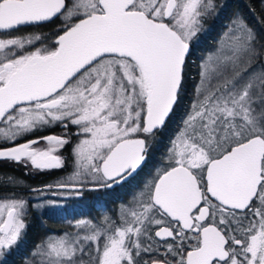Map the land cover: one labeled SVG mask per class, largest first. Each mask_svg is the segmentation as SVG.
<instances>
[{
  "label": "snow or ice",
  "instance_id": "6c2138e0",
  "mask_svg": "<svg viewBox=\"0 0 264 264\" xmlns=\"http://www.w3.org/2000/svg\"><path fill=\"white\" fill-rule=\"evenodd\" d=\"M228 6L0 0V191L12 188L0 197V264H264V0L251 19L233 11L192 61ZM69 161L43 189L2 172ZM118 189L131 196L112 215L22 252L31 207L64 208L22 193Z\"/></svg>",
  "mask_w": 264,
  "mask_h": 264
},
{
  "label": "trees",
  "instance_id": "16d2710c",
  "mask_svg": "<svg viewBox=\"0 0 264 264\" xmlns=\"http://www.w3.org/2000/svg\"><path fill=\"white\" fill-rule=\"evenodd\" d=\"M231 1H233V3L237 2V4L240 3L239 0H231ZM247 1H249L250 4L247 3ZM242 2L243 3L242 4L240 3V4L244 8V13L247 14L248 13L247 7L253 3V0H243ZM254 2L256 4V6L259 7V0H254ZM235 9H238V8H235ZM235 9H233L232 11H229V14H227V16H225L226 20H227V17L230 16L233 11H235ZM218 21H222V20H218ZM44 31H48V29L45 28ZM214 31L215 30H213L206 37H203L204 40L201 41L199 48L197 49V51L192 56V61H195L198 63L199 58L204 56L206 53H208V51L214 46L213 44L215 43V41H213V40H215L216 37L210 38V36L212 35V33ZM192 66L190 68V75L194 79L189 84V95L186 97V99L184 101L185 106L187 105V103L192 98L191 97V84L195 83V78H196L197 69L195 67V64H193ZM175 126L176 125H172V128L174 129ZM161 152H163V149H161ZM156 159H157V161H160L163 159V157L161 155H158ZM17 168L21 169V170L24 169L23 167L6 165L2 169V172L8 173L9 176H15L17 178H20L23 181V187L24 188L31 187L33 185L35 186L38 183V182L34 181V179H36V176L38 175L37 173H32L35 176L28 175L26 177H20L14 171V169L17 170ZM150 178L151 177H148V176L139 177V178H137V182H139L142 179H150ZM33 181H34V184H32ZM15 190L17 192H21V188H19V187H17ZM11 194H12L11 186L9 187L7 192L0 191V197H3L5 195L10 196ZM22 194L25 195L24 193H22ZM130 196H131V191L125 190V189H122L121 194H118V195H113V193H110L109 196L104 195V197H102L100 200H98L99 203L96 202L97 204H94L92 206V208L90 207L88 209V211L86 212V215L88 217L82 218V219L96 218L97 215L99 216L98 219H100L105 213L112 215L114 210L118 206L119 200L130 199ZM114 201L116 203H114ZM81 210H78V211H81ZM78 211H77V214L82 213V212L79 213ZM66 212L68 214V217H65L64 211L59 212V213H55V211L49 212L48 210H45L41 213L30 211V214L28 217L30 226L27 230L28 234H27V236L23 242V245H22V252L27 253L30 249H32L33 245L37 244L41 240V238L45 237L46 235L63 234L65 232H67L68 229H69V231L74 230L73 226L75 224V219H74L72 214H74L75 212L71 211L69 209ZM83 212H85V211H83ZM20 259H21V256L16 255L14 257V264H19Z\"/></svg>",
  "mask_w": 264,
  "mask_h": 264
},
{
  "label": "rangeland",
  "instance_id": "374dc122",
  "mask_svg": "<svg viewBox=\"0 0 264 264\" xmlns=\"http://www.w3.org/2000/svg\"><path fill=\"white\" fill-rule=\"evenodd\" d=\"M221 3L224 2V0H220ZM247 3H249V1H247ZM246 3V4H247ZM250 4V3H249ZM228 8L225 10L224 13H222L221 15L223 16V21H220V24L222 23H226L227 20L225 19V16H227V14H229V11H232L233 9L235 8H238L240 11L244 12V8L241 6L240 3L237 4V2H234V3H230L228 4ZM237 10V9H235ZM247 15L249 16V18L251 19V13H247ZM254 22V21H253ZM215 31L212 33V35L210 36V38H215L216 35L221 31V26H216V28L214 29ZM206 37V36H205ZM203 37L201 39V41H203ZM215 41V40H213ZM215 44V43H214ZM213 44V45H214ZM213 48V47H212ZM211 48V49H212ZM210 49V50H211ZM209 50V51H210ZM208 51V52H209ZM208 53H206L204 56H206ZM193 67V66H192ZM55 129V128H54ZM56 129H59V128H56ZM52 129L48 130V131H51ZM60 131V130H59ZM59 131L55 132V133H59ZM41 147H44V145L42 144ZM68 166H69V172L68 174L70 175L71 174V171H72V165H71V161L68 162ZM15 173L17 175H19L20 177H26V172L27 170L26 169H14ZM35 173V172H34ZM66 174V176L68 177L69 175ZM28 176V175H27ZM46 194H50V193H46ZM46 194H44L43 196H41L40 193H32V197H33V201H32V204L33 205H36V204H39L41 203L42 201H47V200H57V201H60L64 204V208H53V207H49V206H45V207H31L30 211H34V212H37V213H41L45 210H48L49 212L51 211H55V213H59V212H63V210H65V208L67 207V209L71 210V211H74L73 213L75 214H72L74 219H75V222L76 220L78 219H82V218H86L88 217L86 215V212L88 211V209L94 205V204H97L96 202L99 203L98 200H100L102 198V196L98 197V193L96 192H85V195L83 197H80V198H75V197H70V198H67V199H63L61 197H58V196H52V198H46ZM67 195V194H66ZM34 198H39L36 202H35V199ZM100 198V199H99ZM82 209V210H81ZM78 210H81V211H78ZM77 211L80 213V214H77ZM85 211V212H83ZM99 216L97 215L96 216V219H98ZM73 219V220H74ZM76 231V229L74 228V230H71L69 231V229L67 230V232H74Z\"/></svg>",
  "mask_w": 264,
  "mask_h": 264
},
{
  "label": "flooded vegetation",
  "instance_id": "af4514ba",
  "mask_svg": "<svg viewBox=\"0 0 264 264\" xmlns=\"http://www.w3.org/2000/svg\"><path fill=\"white\" fill-rule=\"evenodd\" d=\"M240 3L242 4L243 0H239ZM227 3L230 4V3H233V1L231 0H227ZM219 20H222L223 21V16L221 15L220 19ZM222 26V24H220V21H218L216 23V26ZM60 129H52L51 131H48V132H41V133H37L38 135H47L49 134V132H57L59 131ZM19 142H23V141H19ZM64 155H67V153H63ZM69 172V166L68 164L63 168V169H57V170H52V171H47V172H42V173H37L38 175L36 176V179H34L35 182H38L35 186H31V187H26V188H38V189H43L44 185H47V184H54L57 180H60V179H66L67 176L66 174H68ZM30 176H35L34 174H28ZM69 175V174H68ZM27 176V175H26ZM35 178V177H34ZM34 181L32 182V184H34ZM55 190V189H54ZM122 192V189H118L116 190L113 195H118V194H121ZM32 193L34 192H26L24 193L25 195V198H28L31 200V202L33 201V197H32ZM47 193H50V194H46V198H52V194L51 192H47ZM104 197V194L103 193H98V197ZM109 196V194H108ZM35 199V202L39 199V198H34ZM100 199V198H99ZM67 207L65 208V210H63L65 213V217H68V214H67Z\"/></svg>",
  "mask_w": 264,
  "mask_h": 264
}]
</instances>
